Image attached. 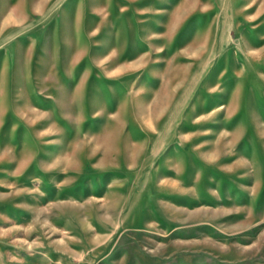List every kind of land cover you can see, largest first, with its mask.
<instances>
[{"label":"rangeland","instance_id":"1","mask_svg":"<svg viewBox=\"0 0 264 264\" xmlns=\"http://www.w3.org/2000/svg\"><path fill=\"white\" fill-rule=\"evenodd\" d=\"M0 264H264V0H0Z\"/></svg>","mask_w":264,"mask_h":264}]
</instances>
